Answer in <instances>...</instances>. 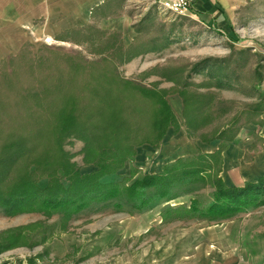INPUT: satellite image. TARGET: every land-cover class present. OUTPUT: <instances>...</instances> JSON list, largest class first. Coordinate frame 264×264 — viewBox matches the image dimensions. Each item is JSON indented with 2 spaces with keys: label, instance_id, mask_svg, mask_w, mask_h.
Here are the masks:
<instances>
[{
  "label": "rangeland",
  "instance_id": "374dc122",
  "mask_svg": "<svg viewBox=\"0 0 264 264\" xmlns=\"http://www.w3.org/2000/svg\"><path fill=\"white\" fill-rule=\"evenodd\" d=\"M45 1L41 9L39 0H0V142L40 129L32 154L49 160L41 168L64 161L88 174L89 141L103 162L113 161L107 148L116 144L97 121L117 112L115 123L129 126L119 131L125 143L143 142L99 181L128 184L182 166L199 174L175 179L173 197L154 195L140 208L124 192L52 210L35 201L0 204V264H264V0H214V22L174 15L158 0H110L93 10L56 0L61 17L46 21L53 0ZM28 10L38 15L21 27ZM118 78L129 84L114 85ZM43 83L45 108L32 95ZM64 99L83 121L91 116L85 126L93 124L95 136L84 139L76 127L61 137L59 153L49 135L51 153L42 149L43 129ZM160 102L172 118L158 135ZM43 174L34 171L39 186ZM219 180L257 182L255 202L228 216L189 211L212 202Z\"/></svg>",
  "mask_w": 264,
  "mask_h": 264
},
{
  "label": "trees",
  "instance_id": "16d2710c",
  "mask_svg": "<svg viewBox=\"0 0 264 264\" xmlns=\"http://www.w3.org/2000/svg\"><path fill=\"white\" fill-rule=\"evenodd\" d=\"M115 83L123 87L129 84L126 79L122 78L114 80L113 84L115 85ZM41 86H43V89L33 92L32 95L35 100L34 104L45 108L46 105H44V103L47 101L48 91L44 83ZM72 97L77 101L76 96ZM60 102H62L61 106H63V108L59 110L58 114L56 113L53 126L46 131L43 129L48 137L50 135V137L55 140L52 142L55 147L54 151H58L59 153H61L62 150L60 139L64 134L76 130V127L80 130L83 138V134L87 137H94L96 131L93 124L90 129L85 126L87 120L90 122L91 116L88 117L89 119L83 121L80 117L81 112L79 113V111L74 108L70 99L60 100ZM160 106V115L155 121V125L158 128V135H160V132L165 131L163 130L165 125L172 118V114L167 105L164 102H160ZM33 108L36 107L33 106ZM116 113L117 112L113 113L111 118H106L107 121H97L99 124H103L98 125L99 127L101 126V129H108L106 131L107 135H104L110 139L107 141L117 145V148L116 145L107 148L111 149L110 153L107 154L113 157V161L103 162L102 156L99 157L100 152L94 145L92 146V142L89 141V147H86V149L88 148L87 151H90L91 148H95V160L92 162L95 168L89 171L88 174H79L77 169L72 168L70 163L64 161H57L58 163L50 169L47 168L48 166L41 168L40 165L48 163L49 160L42 154H35L38 156H33L32 154L36 150L35 143L40 142L35 140L38 139L37 136L40 137V133H42L40 129H29V132H19L18 134L20 136H17L18 134H13L11 136L12 140L0 142V204L8 205L12 203L13 200H22V202L28 204L29 202H38V205L48 207L52 210L66 208L68 205L79 207L88 199L113 198L118 196L120 192H124L125 195L134 199V207L140 208L149 203L154 195L167 198L173 197V195L170 194L169 188L175 179L182 180L184 178H192L196 174H199L195 167L182 166L181 169L173 173H171V171H167V173H143L136 176L128 184H119L116 181H99L101 176L115 171L114 169L121 164L126 155L130 153L133 154L135 150L134 146L143 142V139H139L136 140L135 144L133 142L129 144L125 143L126 138H122V136H127L125 134L119 135V131L122 129L128 130L129 126L123 124L122 121L115 123L114 119L118 116ZM117 120H119V118H117L116 121ZM50 137L45 142H42L44 146L42 149L44 148L45 151L53 153L51 149L47 150L46 146L50 145V143H48L50 142ZM149 143L154 144L152 140H149ZM49 156H51V154ZM39 157L41 160H39ZM173 165L175 164H172V166ZM37 169L45 173L43 174L46 177L44 186H39L37 184V177L33 176L34 171ZM197 177L201 178L200 175ZM263 178L260 177L259 182ZM62 179L67 181L66 186L63 185ZM256 183L257 182H246L243 186L238 187L226 186L219 180L217 183H214L212 202L199 208L195 204H192L188 206L189 211H197L208 218L212 216H228L237 209L244 208L246 205L255 202L256 199L253 194V189ZM150 186L153 187V191H148V193L145 192V189Z\"/></svg>",
  "mask_w": 264,
  "mask_h": 264
},
{
  "label": "crops",
  "instance_id": "0c3cea01",
  "mask_svg": "<svg viewBox=\"0 0 264 264\" xmlns=\"http://www.w3.org/2000/svg\"><path fill=\"white\" fill-rule=\"evenodd\" d=\"M31 1L36 2V0H28V6H30ZM39 1L40 3H37V4L40 5L41 9L43 8V6L46 8V5H47L46 1L45 0H39ZM55 1L56 0H53V4L49 12L45 10L44 16H45L46 21H47V18L50 19L52 17H56L57 15H60L54 11V9H56ZM74 1L76 4L80 2L79 6L81 8L86 7V8H92L93 10L95 7H98L99 5L101 6V4H104L105 2H109L110 0H74ZM190 3H191L190 4L191 13H189V15L195 18L206 16V17L211 18L212 22L217 21L219 19L220 8H218V6L214 3V0H190ZM37 15H38V12H36L35 14L33 13V11L28 10L27 19H25L27 21H21V27L26 26V24L30 25L31 20L35 18ZM78 16H84V12L82 11L81 14H79ZM58 22H61V19ZM63 29H67V26H64L63 28H59V29H53V30L58 31V30H63Z\"/></svg>",
  "mask_w": 264,
  "mask_h": 264
},
{
  "label": "built area",
  "instance_id": "2783aa9c",
  "mask_svg": "<svg viewBox=\"0 0 264 264\" xmlns=\"http://www.w3.org/2000/svg\"><path fill=\"white\" fill-rule=\"evenodd\" d=\"M162 9L177 16H186L190 13V0H158Z\"/></svg>",
  "mask_w": 264,
  "mask_h": 264
}]
</instances>
